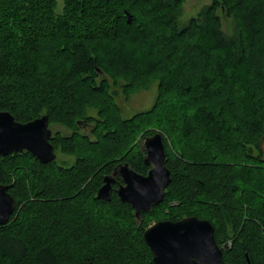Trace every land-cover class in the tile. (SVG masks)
<instances>
[{
  "label": "trees",
  "instance_id": "obj_1",
  "mask_svg": "<svg viewBox=\"0 0 264 264\" xmlns=\"http://www.w3.org/2000/svg\"><path fill=\"white\" fill-rule=\"evenodd\" d=\"M184 1L0 0V111L46 115L56 153L0 157L16 202L0 264H153L145 228L188 216L227 264H264V0H211L181 26ZM153 82L152 106L123 117L115 96ZM155 132L170 182L139 221L96 192L119 162L147 172L138 141Z\"/></svg>",
  "mask_w": 264,
  "mask_h": 264
},
{
  "label": "water",
  "instance_id": "obj_2",
  "mask_svg": "<svg viewBox=\"0 0 264 264\" xmlns=\"http://www.w3.org/2000/svg\"><path fill=\"white\" fill-rule=\"evenodd\" d=\"M126 17L129 23L132 17L127 13ZM0 116L10 118L13 124L21 127L32 126L27 135L6 132L0 140V157L26 151L41 164L56 159L50 143L53 132L46 115L27 122L15 120L7 111H0ZM139 144L144 151L143 163L149 166L147 172L141 174L128 163L119 162L109 174L103 176L96 198L109 201L113 185L118 183L116 195L131 206L134 217L141 221L143 212H150L163 201L164 191L170 182V171L166 167L167 155L160 132L143 136ZM11 186L0 183V226L8 222L16 209V202L8 191ZM156 225L162 227L151 231ZM143 240L150 250L153 264H227L222 259L221 248L215 242L213 226L206 219L188 216L176 221H155L145 228Z\"/></svg>",
  "mask_w": 264,
  "mask_h": 264
},
{
  "label": "rangeland",
  "instance_id": "obj_3",
  "mask_svg": "<svg viewBox=\"0 0 264 264\" xmlns=\"http://www.w3.org/2000/svg\"><path fill=\"white\" fill-rule=\"evenodd\" d=\"M58 10L62 6L61 0H57ZM211 4V0H185L180 8L178 20L181 26L188 24L191 19L198 18L199 13L208 5ZM221 15L222 30L226 34L233 32L234 24L231 18L227 17L225 12L219 11ZM120 91V90H119ZM157 95V82H153L151 86L145 90H140L132 95L128 99H124L121 92L115 96V101L119 105L122 116L129 117L137 112L148 110ZM54 127L52 128V130ZM54 131V130H53ZM68 133V132H65ZM140 141H138L139 144ZM57 157L63 159L61 154H57ZM153 223V222H152Z\"/></svg>",
  "mask_w": 264,
  "mask_h": 264
},
{
  "label": "snow or ice",
  "instance_id": "obj_4",
  "mask_svg": "<svg viewBox=\"0 0 264 264\" xmlns=\"http://www.w3.org/2000/svg\"><path fill=\"white\" fill-rule=\"evenodd\" d=\"M32 126L21 127L18 124H13L11 119L5 116H0V140H2L7 133H12L18 136L27 135L30 132ZM0 208H2V200H0ZM161 225H156L151 228V231H156Z\"/></svg>",
  "mask_w": 264,
  "mask_h": 264
},
{
  "label": "flooded vegetation",
  "instance_id": "obj_5",
  "mask_svg": "<svg viewBox=\"0 0 264 264\" xmlns=\"http://www.w3.org/2000/svg\"><path fill=\"white\" fill-rule=\"evenodd\" d=\"M53 132V131H52ZM262 146H263V148H264V143H262ZM118 187V183H115L114 185H113V190L112 191H114L115 192V189ZM111 191V192H112Z\"/></svg>",
  "mask_w": 264,
  "mask_h": 264
},
{
  "label": "bare ground",
  "instance_id": "obj_6",
  "mask_svg": "<svg viewBox=\"0 0 264 264\" xmlns=\"http://www.w3.org/2000/svg\"><path fill=\"white\" fill-rule=\"evenodd\" d=\"M107 175V174H106Z\"/></svg>",
  "mask_w": 264,
  "mask_h": 264
}]
</instances>
